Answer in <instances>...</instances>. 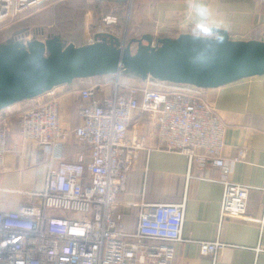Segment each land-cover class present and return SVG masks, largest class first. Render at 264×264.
Instances as JSON below:
<instances>
[{"label":"built area","instance_id":"built-area-1","mask_svg":"<svg viewBox=\"0 0 264 264\" xmlns=\"http://www.w3.org/2000/svg\"><path fill=\"white\" fill-rule=\"evenodd\" d=\"M46 1L0 0V23ZM117 24L118 18L105 17L85 46L98 35H112L105 33L107 26ZM111 82L109 94L98 85L80 90L81 124L74 130L61 125L58 88L33 99L32 107L21 113L10 108L0 112V168L11 151L15 119L22 142L42 151L48 164L45 189L19 191L26 200L13 211L0 212V264H174V244L185 242V203L146 206L132 234L120 232L115 220L126 174L136 167L140 151L151 149L143 132L129 136L137 111L156 128V147L186 155L190 173H204L209 166L220 170L221 222L249 219L251 189L231 180L234 163L247 152L242 149L233 160L224 157L227 128L205 98L207 89L152 78L141 86L122 83L119 77ZM70 137L89 148L91 162L83 154L75 161L66 159ZM257 223L264 228V205ZM198 244L202 256L219 264L217 254L225 246L220 238Z\"/></svg>","mask_w":264,"mask_h":264},{"label":"crops","instance_id":"crops-1","mask_svg":"<svg viewBox=\"0 0 264 264\" xmlns=\"http://www.w3.org/2000/svg\"><path fill=\"white\" fill-rule=\"evenodd\" d=\"M201 6L210 10L208 16L199 15ZM147 11L154 16L158 24L156 29L163 31L158 36L155 30L156 33L152 34L154 41L173 38L176 33L212 37L207 29L214 27L228 31L232 40L264 42V3L258 0H167ZM144 20L147 26L153 25ZM193 27L205 33H192ZM146 35L151 34L133 39H142ZM124 75L135 79L130 74L111 75L76 80L57 87L61 93L59 112L63 129L74 130L81 124L78 111L82 88L104 86V91L109 94L111 81L118 77L121 80ZM142 84L143 81L136 86ZM104 91H98V95H104ZM205 98L215 107L216 114L227 128L224 157L233 160L242 149H246L245 159L233 165L231 180L251 189L247 209L249 219L228 218L221 222L223 186L219 183L220 170L209 166L204 173H190L186 155L156 147V128L137 111L132 118L129 136H133L135 130L143 132L151 149L140 151L136 167L125 176L126 192L118 196L119 208L115 218L118 229L126 234L135 233L146 206L185 203V242L174 244V264H213L210 257L201 255L198 243L217 238L225 245L217 254L219 264H264V228L257 223L263 216L264 205V77L207 89ZM32 105L33 101L29 100L10 107V110L21 113ZM14 126L15 131L9 138L11 151L0 168V188L3 190L0 191V212L13 211L26 200L19 191H43L48 173L43 152L33 151L30 145L22 142L18 135L19 120H14ZM89 152V148L79 144L74 137L69 138L64 148L68 161H75L78 154H83L89 163ZM57 168L56 162L53 169ZM198 175L205 179H198Z\"/></svg>","mask_w":264,"mask_h":264},{"label":"water","instance_id":"water-1","mask_svg":"<svg viewBox=\"0 0 264 264\" xmlns=\"http://www.w3.org/2000/svg\"><path fill=\"white\" fill-rule=\"evenodd\" d=\"M210 36L181 34L153 46L152 35L121 41L98 35L92 45L64 47L59 37L0 45V112L54 88L108 75L130 74L203 89L264 77V42L232 40L209 27ZM138 44L133 53L131 46Z\"/></svg>","mask_w":264,"mask_h":264},{"label":"rangeland","instance_id":"rangeland-1","mask_svg":"<svg viewBox=\"0 0 264 264\" xmlns=\"http://www.w3.org/2000/svg\"><path fill=\"white\" fill-rule=\"evenodd\" d=\"M71 1H74V0H49L39 6H36L34 8H29L26 11L22 12L21 14L13 18H10L8 20L1 22L0 23V35L5 33V36H6V32L9 31L10 28L14 27V25L16 26L21 23H24L27 19L33 17L34 15H37L38 13H40L41 11H43L44 9L48 7H53L55 5H60V4L61 5L66 4L67 2H71ZM86 1L88 5L95 4V1L93 0H86ZM134 2L128 1L125 11L122 10L125 7H122L118 2L110 1L107 4L101 3L100 4L101 10H105L106 12H108L107 14H104V15L103 14L95 15L93 11H90V10L86 11L85 17H84V25L82 29V39H83L82 41L83 42L81 45H78V44H74L75 42L73 40H70V42H73V43H69V45L74 44L77 47H81V46H85L86 44H88L89 40L92 39L97 34L99 28L101 27L103 23V19L107 16H114L118 18V24L116 26H107L105 33L112 34L118 37L121 41H123L126 38L127 42H129L131 38H141L143 34L151 33L152 25L147 26L146 24V26H142L145 23L144 19L151 22L153 25L155 24V21H156L154 19V16H152L150 12L148 11L145 12L144 10L145 7L143 4L147 3V1H144V0L136 1L135 6H134ZM143 10H144V13H143ZM117 13H120L121 16L119 17L116 16ZM54 27L55 25H52V24L46 25V26L39 25L38 27L35 25H32L29 28L27 33H25L24 31H22L21 33H18V31H15L12 33L10 37L13 36L12 40H18L17 42H23L25 40L43 41L47 39V37L50 34V31L54 29ZM156 32H158V36L162 35L163 33V31H161L160 28L158 30L156 29ZM169 32H166V33H169ZM66 35H64L63 33L62 36L64 37ZM155 42H157V40H155ZM138 47H139L138 44L133 43L131 46L132 52L135 53L138 50ZM50 215L57 216V214H52V213H50Z\"/></svg>","mask_w":264,"mask_h":264},{"label":"trees","instance_id":"trees-1","mask_svg":"<svg viewBox=\"0 0 264 264\" xmlns=\"http://www.w3.org/2000/svg\"><path fill=\"white\" fill-rule=\"evenodd\" d=\"M95 1V4L93 5H88L86 0H74L71 2H67L66 4H60V5H55L53 7H48L38 13L37 15H34L33 17L27 19L24 23H21L19 25H14V27L10 28L9 31L6 32V37L5 33L0 35V45L7 44L10 42H17L18 40H12V35L13 32L18 31V33H21L24 31L25 33L28 32L29 28L32 25L39 26V25H55L54 29L50 31V34L47 38H53V37H59L60 41L62 42L64 47L69 46L70 40H73L75 43L81 45L82 44V29L84 25V17L86 11H93L95 15H100V14H107L105 10H101V3L107 4L110 1L118 2L123 8L122 10L125 11L127 7V3L130 0H93ZM134 6L136 4V1L139 0H134ZM147 1V3H144V10H151L154 9V7L164 1L167 0H144ZM148 8V9H147ZM143 10V11H144ZM116 16H121L120 13H117ZM142 26H146L144 23ZM151 26V25H149ZM158 24L155 23L154 25L151 26V35L155 33V30L157 28ZM70 32V33H68ZM66 35L67 33L70 35ZM66 33V34H65ZM192 33H201L204 34L205 31L198 29V27H193ZM26 35V34H24ZM70 36V37H69ZM180 36L179 33H176L173 38H178ZM10 37V38H9ZM133 39V38H131ZM130 41V40H129ZM104 76V77H109ZM138 79V80H137ZM121 82L126 83L129 85H138V83L142 82L140 78L135 77L131 78L128 75H124L121 77ZM136 83V84H134Z\"/></svg>","mask_w":264,"mask_h":264},{"label":"clouds","instance_id":"clouds-1","mask_svg":"<svg viewBox=\"0 0 264 264\" xmlns=\"http://www.w3.org/2000/svg\"><path fill=\"white\" fill-rule=\"evenodd\" d=\"M198 13L199 15H201L202 17H206L210 14V10L206 7V6H201L198 9Z\"/></svg>","mask_w":264,"mask_h":264}]
</instances>
